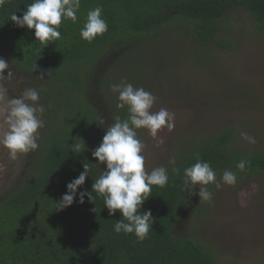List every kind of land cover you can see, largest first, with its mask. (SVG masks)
Listing matches in <instances>:
<instances>
[{
  "label": "trees",
  "instance_id": "1",
  "mask_svg": "<svg viewBox=\"0 0 264 264\" xmlns=\"http://www.w3.org/2000/svg\"><path fill=\"white\" fill-rule=\"evenodd\" d=\"M32 2L6 0L0 6V58L10 64L19 86L15 96L36 88L46 109L38 149L24 154L21 175L0 195V264H219L213 249L188 232L197 189H184L183 170L200 159L216 173H264V153L236 148L234 128L181 150L176 167L180 174L168 169V184L153 186L143 205L154 218L143 241L134 234H117L114 225L122 219L121 212L111 216L99 195L95 204L87 197L80 204L79 192L91 191L94 179L106 170L91 155L101 144L98 122L103 119L107 127L115 117L128 116L127 108L116 107L118 95L110 87L120 83V77L127 80L125 76L132 74L137 87L146 86L156 97L170 98L174 91L178 96L183 91L187 104H199V112L210 105L211 111L213 103L203 105L200 98L210 94L187 87L192 79L183 80L180 74L181 60L194 62L201 54L215 66H208L207 73L220 90L211 99L218 102L219 97L230 96L231 103H241L237 82L245 81V76L233 79L230 63L239 62L242 43L233 37L229 23L247 13L257 33L264 35V0H81L77 22L62 18V38L47 46L36 40L34 29L11 21L13 13L22 17ZM97 6L103 9L108 31L88 42L80 30L88 11ZM165 80L174 86L172 93L160 88ZM251 83L250 78L247 86ZM234 85L235 92L229 93ZM75 139L84 140V152H73L70 145ZM242 160L244 171L236 167ZM84 164L90 176L77 190L73 205L59 210L57 202L67 184L84 171Z\"/></svg>",
  "mask_w": 264,
  "mask_h": 264
},
{
  "label": "rangeland",
  "instance_id": "2",
  "mask_svg": "<svg viewBox=\"0 0 264 264\" xmlns=\"http://www.w3.org/2000/svg\"><path fill=\"white\" fill-rule=\"evenodd\" d=\"M248 16L247 13H243L242 16H235L229 23L235 31V36H232L237 42L242 43L237 54L239 62L235 63L233 60L230 63L235 69L230 72L233 79H238L241 73L245 76V81L237 82L239 87L237 93L241 103H231L230 96L224 99L219 97L218 102L211 99L219 88L215 87L207 73L208 66L215 68L208 63V57L199 54L200 58L197 61L182 62L181 60L179 66L182 79H192L186 86L189 88L195 86L200 91L204 90L210 94V96L201 95L200 98L203 99V105L212 102L214 109L209 111L210 105H204L207 109L202 110L204 113L202 114L199 112L201 110L198 108L199 104L195 106L187 104L186 99L183 98L185 97L183 91L178 96L174 86L168 85V80H165L160 88L165 92L174 91L173 95L170 98L157 97L151 111L158 112L161 108H165L174 113L175 127L172 131L166 127L159 131L158 137L164 140L159 146L147 129L137 130L139 138L145 145L143 154L146 171L150 172L160 166L167 169L180 167L178 160L182 149H189L191 143L197 144L202 139L225 131L227 128L235 130L233 145L236 148L252 153H264V35L257 33ZM177 32L175 33L178 34ZM187 53L193 54L192 50ZM7 71L4 72L5 76L8 74ZM125 77L128 83L137 87L132 74L129 73ZM120 78L122 81V77ZM250 78L252 83L248 87L247 82ZM141 87L148 89L146 86ZM0 88L4 89L0 95V135H2L7 127L4 124L7 102L16 97L15 90L19 89V86L11 76L7 80L0 81ZM235 89L236 85L232 86L228 89L229 93L235 92ZM228 101L230 103H225ZM103 128L99 127L100 142L104 136ZM242 132L253 137L255 143L243 139ZM172 159L176 161L174 166L170 164ZM24 160V154H19L16 160H11L9 150L0 144V195L8 184L19 178ZM223 172L216 173L217 182L221 183L219 189L215 183L206 186L212 193L210 200H201L198 186L197 203L190 211L188 232L213 249L219 264H264V173L238 174L237 182L228 185L222 181Z\"/></svg>",
  "mask_w": 264,
  "mask_h": 264
},
{
  "label": "clouds",
  "instance_id": "3",
  "mask_svg": "<svg viewBox=\"0 0 264 264\" xmlns=\"http://www.w3.org/2000/svg\"><path fill=\"white\" fill-rule=\"evenodd\" d=\"M6 0H0L2 6ZM81 8V0H33L27 5V10L22 17L16 13L11 15V21L20 28L25 26L34 29L36 40L41 44L60 40V26L63 20L70 19L77 22V13ZM103 9L97 6L88 11L87 18L80 30V36L88 42H92L98 36L108 31V23L103 18ZM8 70L7 76L4 75ZM12 76L10 64L0 58V81ZM43 78V74L40 76ZM111 91L118 94V109L127 108L126 119L115 117L114 122L104 126L101 119L98 125L105 127V135L101 144L91 151L96 164L106 165L98 178L94 179L91 191L79 192V203H85V197L95 204L97 195L103 198L104 205L111 216H115L117 210L122 214V219L116 221L114 231L119 234H134L140 241L146 239L154 222L151 210H142L145 201L153 192V186L165 187L169 182V170L164 167L153 168L150 172L145 169V156L143 141L139 138L137 130L147 129L157 144L164 143L163 138L158 137L162 128L172 131L175 127V114L165 108L153 112L157 97L143 87H134L126 80L118 84H112ZM4 89L0 88V95ZM8 107L4 117L7 126L0 135V144L9 150V158L16 160L19 154H26L38 149L40 139L39 130L45 127L43 114L46 109L40 103V92L36 88H26L19 96L8 100ZM241 137L250 143L255 139L246 132ZM75 142L70 145L73 152H84L86 144ZM173 166L175 159L170 161ZM236 167L240 171L246 168V162L240 161ZM89 167L84 164V171L67 184V192L57 202L58 209L63 210L73 205L77 197V190L85 184L89 175ZM172 172L180 174V169L173 167ZM224 184L234 185L237 176L232 170H225L222 176ZM215 183L217 189L221 183L217 182L216 172L210 163L198 159L195 164L183 170V186L187 191L198 190L201 200H210L212 193L206 187ZM94 193V194H93ZM104 207V208H105ZM96 212V208L93 209Z\"/></svg>",
  "mask_w": 264,
  "mask_h": 264
}]
</instances>
